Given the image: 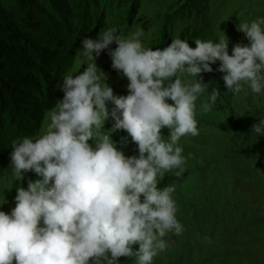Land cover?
<instances>
[{
	"label": "clouds",
	"instance_id": "9594fccd",
	"mask_svg": "<svg viewBox=\"0 0 264 264\" xmlns=\"http://www.w3.org/2000/svg\"><path fill=\"white\" fill-rule=\"evenodd\" d=\"M238 30L249 43H236L231 54L228 38L195 39L194 48L173 38L153 50L142 43V28L127 37L114 28L85 37L79 51L86 67L62 77L64 95L47 130L12 143L11 172L22 180L28 172L38 178L17 187L10 212L0 210V264H121L120 257L153 264L169 246L166 237L184 232L176 186L159 182L185 170L179 141L199 135L197 100L204 97L199 112L208 113L220 94L217 87L209 90L202 74L219 61L225 93L238 94L246 85L264 94V17ZM104 50L128 81L126 95L101 83L106 76L96 59ZM118 131L127 133L120 143L130 137L138 155L117 146L112 135ZM253 132L264 136V118Z\"/></svg>",
	"mask_w": 264,
	"mask_h": 264
},
{
	"label": "rangeland",
	"instance_id": "374dc122",
	"mask_svg": "<svg viewBox=\"0 0 264 264\" xmlns=\"http://www.w3.org/2000/svg\"><path fill=\"white\" fill-rule=\"evenodd\" d=\"M173 1L154 0L153 4L165 10ZM150 7L152 11L153 5ZM250 7L251 9L248 6L241 9L242 19L231 25L229 32L233 36H223V30L220 29L216 35L203 40L228 38L229 54L236 43L248 44L245 34L238 28L242 23L264 17V0H252ZM138 26H131L126 37L135 32ZM146 39V35L141 37L145 47ZM188 43L191 47H196L194 40H189ZM115 47L116 44L110 45L111 49ZM81 48L82 43L77 48L72 65L62 77L84 71L87 58L81 55ZM96 64L107 78L101 75V83L108 82L115 94L126 95L128 81L112 68L108 50L102 51ZM212 67V72L202 74L203 81L209 83V90L220 87L222 91L220 90L215 105L208 113L199 112L204 97L197 100L199 135L183 137L179 141L184 150L183 155L188 158L184 167L190 171V177L183 182L161 184V188L171 184L176 186L173 195L178 207L177 217L184 225V232L180 236L169 234L166 237L169 246L154 259L153 264H264V136L257 138V134L252 133V126L264 118V114L249 118L255 113L264 112V94L252 93L246 85L238 94L225 93L227 89L222 79L223 73L216 71L219 61ZM62 77L59 85L63 83ZM120 90L124 93L118 92ZM58 94L62 99L64 93L60 88ZM54 109L55 107L44 115L42 125L33 135L23 137L35 139L45 132L49 114ZM112 122L109 119L105 128H110ZM162 132L164 135L169 134L166 127ZM126 135V132L118 131L113 133L112 138L126 155H138L137 146L131 142L130 137L126 144L120 143L121 137ZM23 137L13 140H10L9 135L3 137V151H6V155L0 165V204H4L0 205V210L6 212H10L15 206L17 187L27 188L29 178H38L34 172H28L22 180L10 170L12 143ZM205 237H210V241ZM120 261L121 264H133L131 259L127 260L125 257H120Z\"/></svg>",
	"mask_w": 264,
	"mask_h": 264
},
{
	"label": "trees",
	"instance_id": "16d2710c",
	"mask_svg": "<svg viewBox=\"0 0 264 264\" xmlns=\"http://www.w3.org/2000/svg\"><path fill=\"white\" fill-rule=\"evenodd\" d=\"M153 1L0 0V165L6 155L3 137L33 135L58 103L60 78L85 37L96 39L109 28L126 37L131 26L139 25L147 37L146 47L155 50L168 46L173 38L203 40L220 29L223 36H233L231 25L240 22L241 9H251L252 4V0H174L161 10ZM259 114L264 112L249 118ZM189 172L165 174L159 187L183 182Z\"/></svg>",
	"mask_w": 264,
	"mask_h": 264
}]
</instances>
